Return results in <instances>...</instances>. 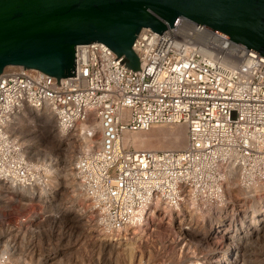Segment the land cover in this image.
Listing matches in <instances>:
<instances>
[{
    "label": "built area",
    "instance_id": "obj_1",
    "mask_svg": "<svg viewBox=\"0 0 264 264\" xmlns=\"http://www.w3.org/2000/svg\"><path fill=\"white\" fill-rule=\"evenodd\" d=\"M132 48L140 74L98 42L76 46L75 76L59 85L19 66L0 74V209L22 206L12 225L0 210V264H71L65 253L82 224L103 241L129 227L154 231L163 218L177 222L184 243L178 220L194 208L209 220L242 219L232 239L250 218L264 219V56L187 17L161 35L143 29ZM27 110L67 138L65 169L59 151L36 155L15 132ZM162 125L183 127L186 146L122 141L124 132ZM232 177L247 192L242 208L229 206ZM210 228L226 235L221 223Z\"/></svg>",
    "mask_w": 264,
    "mask_h": 264
},
{
    "label": "water",
    "instance_id": "obj_2",
    "mask_svg": "<svg viewBox=\"0 0 264 264\" xmlns=\"http://www.w3.org/2000/svg\"><path fill=\"white\" fill-rule=\"evenodd\" d=\"M180 17L264 56V0H0V74L19 66L59 85L75 76L76 46L94 42L140 74L132 48L138 34L161 35Z\"/></svg>",
    "mask_w": 264,
    "mask_h": 264
},
{
    "label": "rangeland",
    "instance_id": "obj_3",
    "mask_svg": "<svg viewBox=\"0 0 264 264\" xmlns=\"http://www.w3.org/2000/svg\"><path fill=\"white\" fill-rule=\"evenodd\" d=\"M163 126L171 129H176L177 127ZM16 132H18L20 136L22 135V132ZM20 140L22 141V139ZM72 144L77 145V142L73 141ZM127 146L136 149L133 144H128ZM69 148L70 146L68 144L66 148L68 156L64 157L59 154L61 155L59 157L60 163L64 169L72 158ZM64 158L66 160H63ZM231 184L232 183L229 182L227 186H225V190L231 198L230 201L232 200V204L229 206L242 208L241 202L245 200V198L242 199L241 195H236V188ZM192 208L193 207L190 206V209ZM194 209L195 210H192L189 214L186 211V215L182 218L183 221L180 223V225L184 223L182 226L184 228V243L179 240L178 235L174 233L177 222L168 221L167 223L163 218L153 220L154 224L157 225V227H155L156 231H151L149 228L135 230L129 227L119 235L117 233L106 234L103 241H98L94 237L95 235L91 231L93 230L91 225L82 224L76 227L80 239L79 242L73 246V249H71L72 251L66 252L65 254L73 258L71 264H220V260L222 258L225 260L229 255H232L231 253H233V251H227V246L223 239L224 237L220 236L221 234L215 239L212 237L214 235L210 234L212 230L210 226L214 224L220 225L221 223L222 229L225 230L223 233L229 236L234 226L240 225L242 219H223L219 221V219L213 218L209 220V215L205 209ZM256 209H258V206H256L254 210ZM0 210L3 214V221L9 225L15 224L17 219L22 216V206L14 202L8 203L6 207ZM190 215L192 217H190ZM250 220L251 222L255 221L256 224L250 226L249 224L248 226L243 224L242 227L238 229H243L245 231L243 233L237 230L235 231V233H237L235 236L238 234L243 235L248 232L250 233L245 239L246 242L243 243L246 245V250L239 260L241 264H264V231L262 230L264 220H256L253 219V217L250 218ZM210 241L215 242L212 243Z\"/></svg>",
    "mask_w": 264,
    "mask_h": 264
},
{
    "label": "bare ground",
    "instance_id": "obj_4",
    "mask_svg": "<svg viewBox=\"0 0 264 264\" xmlns=\"http://www.w3.org/2000/svg\"><path fill=\"white\" fill-rule=\"evenodd\" d=\"M32 122H34V124ZM93 126L95 130L98 127L96 122ZM162 126L161 127L154 126L144 131L124 132L122 135V141L126 146L128 144H133L136 149H146V150L181 149L186 146L187 138H186L185 129L183 127L177 126L176 129L173 128L171 129L169 127H164V126L162 127ZM14 129L15 132L16 131L22 132L21 138L23 139V143L26 146H28L34 152V154L39 155L41 153H46L47 151L48 152L59 151V153L62 156L64 157L68 156V151L66 149L68 144L67 142H65L67 138L64 137L63 134L55 128L53 122L48 116L43 114L36 115L35 113L27 110V115L24 118H21L17 122V124L14 126ZM63 160L66 159L64 158ZM229 182H231L232 183L231 185L236 188V195H241L242 199L247 198V192L239 184L237 178L232 177L231 179H228L226 186ZM182 212H184V208L182 209ZM252 213L255 215L258 213V210L257 209L253 210ZM190 217L192 216L190 215ZM182 218L184 217L179 218V222L183 221ZM250 223L251 225L256 224L255 221ZM248 224H245V226H247ZM262 230L264 231V225ZM248 234L250 233L248 232L247 234H243V235L238 234L237 236H233V239L230 236L229 237L226 235L223 236L224 237L223 239L226 243L225 245H227V251L231 250L233 251V253H231L232 255L228 254L229 256L225 258V260H223L222 258L220 260V264H241L240 263L241 261L239 259L241 256H243L246 250V245H244L243 243L246 242L245 239ZM212 237H214V239L216 238L215 236ZM232 240L235 242L234 244Z\"/></svg>",
    "mask_w": 264,
    "mask_h": 264
}]
</instances>
